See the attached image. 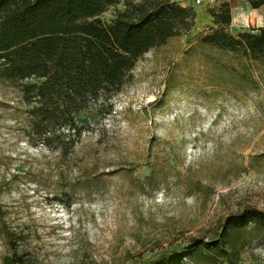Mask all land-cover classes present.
I'll return each instance as SVG.
<instances>
[{"label":"rangeland","instance_id":"rangeland-1","mask_svg":"<svg viewBox=\"0 0 264 264\" xmlns=\"http://www.w3.org/2000/svg\"><path fill=\"white\" fill-rule=\"evenodd\" d=\"M171 1L195 10L191 29L143 56L104 113L80 118L66 157L30 140L28 108L0 83V264L15 255L6 230L22 264H158L174 253L229 264L207 246L228 217L264 212V70L201 41L222 3L234 38L264 28V7ZM125 10L111 7L103 24ZM254 227L235 233V264H264Z\"/></svg>","mask_w":264,"mask_h":264},{"label":"trees","instance_id":"trees-1","mask_svg":"<svg viewBox=\"0 0 264 264\" xmlns=\"http://www.w3.org/2000/svg\"><path fill=\"white\" fill-rule=\"evenodd\" d=\"M253 10L264 0H247ZM126 10L110 25L101 17L111 7ZM216 29L202 43L240 55L264 70V28L241 33L225 30L232 23L229 3L210 11ZM196 12L171 0H0V83L17 90L30 117L29 138L66 157L81 138V117L104 113L106 103L131 81L139 60L191 29ZM36 140V141H35ZM254 223L256 237L264 238V212L246 209L226 219L216 242L207 246L216 259L235 264V233ZM5 236L14 256L2 264H22L17 242ZM202 246L196 244L194 247ZM191 253H174L165 263L181 264Z\"/></svg>","mask_w":264,"mask_h":264},{"label":"built area","instance_id":"built-area-1","mask_svg":"<svg viewBox=\"0 0 264 264\" xmlns=\"http://www.w3.org/2000/svg\"><path fill=\"white\" fill-rule=\"evenodd\" d=\"M202 0H197V4H201Z\"/></svg>","mask_w":264,"mask_h":264},{"label":"crops","instance_id":"crops-1","mask_svg":"<svg viewBox=\"0 0 264 264\" xmlns=\"http://www.w3.org/2000/svg\"><path fill=\"white\" fill-rule=\"evenodd\" d=\"M254 11H257V10H254Z\"/></svg>","mask_w":264,"mask_h":264}]
</instances>
